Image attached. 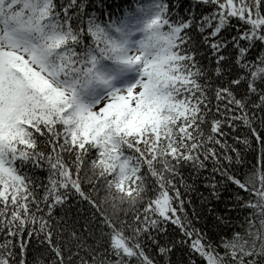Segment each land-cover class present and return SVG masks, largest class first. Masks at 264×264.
Listing matches in <instances>:
<instances>
[{
	"label": "snow or ice",
	"instance_id": "obj_1",
	"mask_svg": "<svg viewBox=\"0 0 264 264\" xmlns=\"http://www.w3.org/2000/svg\"><path fill=\"white\" fill-rule=\"evenodd\" d=\"M0 264H264V0H0Z\"/></svg>",
	"mask_w": 264,
	"mask_h": 264
}]
</instances>
